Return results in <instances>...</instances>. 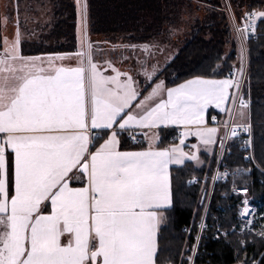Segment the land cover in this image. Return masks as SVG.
I'll use <instances>...</instances> for the list:
<instances>
[{
  "label": "snow or ice",
  "instance_id": "1",
  "mask_svg": "<svg viewBox=\"0 0 264 264\" xmlns=\"http://www.w3.org/2000/svg\"><path fill=\"white\" fill-rule=\"evenodd\" d=\"M19 4L14 19L2 20L14 29L0 37V264H165L159 235L175 206L172 166L203 165L201 148L227 151L225 141L237 134L232 117L247 119L248 101L240 94L246 42L257 20L264 27V0L260 8L244 0L224 5L239 45L238 68L222 79L195 75L171 87L162 78L169 65L151 56L163 48L159 41L142 46L149 55L138 59L135 76L112 60L101 66L87 28L86 0L76 4L75 65L63 63L66 53L24 54ZM213 106L229 117L223 137L219 125H208ZM162 126H178L179 142L158 144L154 130ZM242 127L250 131L251 124ZM133 133L147 137V146L121 150L122 140H136ZM188 137L198 143L186 144ZM230 175L225 169L220 178ZM239 217V229L221 226L215 238L238 230L236 264H264V252L246 255L249 238L264 245V227L253 224L246 195ZM200 228H207L204 218ZM201 239L199 233L193 237L181 264H196Z\"/></svg>",
  "mask_w": 264,
  "mask_h": 264
},
{
  "label": "trees",
  "instance_id": "2",
  "mask_svg": "<svg viewBox=\"0 0 264 264\" xmlns=\"http://www.w3.org/2000/svg\"><path fill=\"white\" fill-rule=\"evenodd\" d=\"M1 1V0H0ZM193 0H87L89 32L93 41L109 40L129 45L150 44L153 41L177 45L176 55L167 63L164 76L167 86H175L195 75H215L226 77L232 68H238L239 45L231 31V23L226 19L224 5L229 0H201L204 8L193 7ZM238 0H231L232 4ZM260 8L262 0H244ZM54 25L43 30L36 40L25 39L22 50L26 55L42 52L71 54L77 51V7L75 0H54ZM206 7V8H205ZM195 12L208 10L207 17H195ZM1 16V14H0ZM185 17L190 18L189 26L183 35L179 29ZM188 30V31H187ZM256 41L247 42L249 64L247 80L242 91L244 99L250 103V121L254 126L255 161L264 170V27L257 22ZM37 36V37H38ZM0 37L2 24L0 17ZM215 70V73H213ZM247 92V95L244 93ZM174 133L161 132L163 146L171 144ZM141 142V143H140ZM123 150L139 149L145 143L139 140L131 144L126 138L121 142ZM217 155L206 160L202 168L187 163L174 168L173 192L175 206L170 211L159 235V246L165 264H181L193 245V237L198 233L202 239L199 246V259L196 264H236L234 248L242 238L236 235L216 239V231L223 226L232 231L233 225L239 229L238 218L241 196L234 194V187H248L249 195L264 202V174L254 169V164L246 162L242 143L233 139L228 143L220 168L231 175L224 182H216L205 221L207 228L200 231L201 218L211 190L210 178L217 167ZM222 165V167H221ZM198 179L196 184H191ZM206 179V182L203 180ZM207 191L204 204L203 192ZM189 231L191 235H189ZM264 252V245H253L248 239L247 257ZM183 254V257H182Z\"/></svg>",
  "mask_w": 264,
  "mask_h": 264
},
{
  "label": "rangeland",
  "instance_id": "3",
  "mask_svg": "<svg viewBox=\"0 0 264 264\" xmlns=\"http://www.w3.org/2000/svg\"><path fill=\"white\" fill-rule=\"evenodd\" d=\"M75 2L77 3L76 0H75ZM86 3H87V0H86ZM191 3H192L193 7H198L199 9L202 7L204 8V6L201 5L202 4L201 0H193ZM53 4H54V0H20V4H19L20 17L19 18L21 21L24 22L23 30H24V38L25 39L32 40L35 38L34 40H36V38L38 39L39 36L43 35L42 34L43 30L44 31L50 30V28L53 27L54 22H55V20H54V18H55L54 11L55 10H54ZM15 10H16V0H1L0 1L1 24H2L3 17L5 15H11L14 19L15 18L14 17ZM195 11H197V9H194V14H196L195 17L196 16L198 18H205L204 16L207 17L208 10L203 9V10L199 11L198 13ZM77 14H78V10H77ZM189 19L190 18L185 17L184 20L182 21V23H180L181 24V27L179 29L180 35H183L184 32L186 31V29L189 28V26L185 25V23H187V21ZM257 22H259V20H257L256 23ZM87 24L89 27V20L87 21ZM3 27H9V29L11 30V28L14 29L15 25L13 23H9L7 26L2 25V29H3ZM150 44H148V45H150ZM162 44H163V48L158 52L157 58H158L159 54L162 53V57L159 59V61H164V63H165V62H167L166 57L169 60L174 54L177 53V45L175 44V42L169 43V44H165L162 42ZM98 47L102 48L101 46H98ZM246 47H247V43H246ZM154 53H156V51H154ZM248 61H249V58L247 59V64H246V72H245L246 80H247V69H248V64H249ZM239 63H240V59H239ZM236 79H240L239 75L236 76ZM245 83L242 84V89H241L242 91H243V88L245 86ZM242 91H241V95H242ZM249 104L250 103H248L247 108L244 109V111H246V113H247V119H241V117L238 114H236L235 116L232 117V122H234L235 125H238L239 129L243 128L242 125H244L245 123L251 124L250 132H251V137H252V131H254V126L252 125V123L250 121V105ZM228 120H229V117H228ZM245 120H247V122ZM234 137H236V136L230 135L228 142L230 143L234 139ZM252 140H253V137H252ZM251 162L253 163V161H251ZM222 171H224V170L221 169L220 166H217L215 168L214 174L210 178L211 190H210L209 197H208L207 204H206V208H205L206 211L204 212V217H203L204 219H205V215L207 213V209H208L209 204H210L213 188H214L216 182H218L219 180L221 181V179H222V178H220V173ZM216 174H219V178H218V180L214 181ZM197 182H198V179H193L191 181V184H196ZM203 182H206V179H204ZM234 194L236 196H241V200L245 195L248 197L249 206L254 208L253 217H252L253 224L256 225L257 229L259 227H264V202H259V200H255L253 197H251L249 195V192L246 194L245 193L237 194L234 191ZM201 198H202V194L200 195V199ZM241 200H240V206H239V211H238V218H239L240 222L242 223L241 218L239 217V212L241 209ZM200 225H201V223H200ZM249 227H252V226L249 225ZM200 231H201V228H200Z\"/></svg>",
  "mask_w": 264,
  "mask_h": 264
},
{
  "label": "crops",
  "instance_id": "4",
  "mask_svg": "<svg viewBox=\"0 0 264 264\" xmlns=\"http://www.w3.org/2000/svg\"><path fill=\"white\" fill-rule=\"evenodd\" d=\"M77 16H78V14H77ZM78 24H79V16H78V19H77V46H79L78 45V34H79ZM87 28H88V32H89L88 24H87ZM11 30H13V29L11 28ZM11 30L9 29V27H3L2 36L9 35L12 32ZM89 34H90V32H89ZM90 38L93 41L91 34H90ZM24 41H25V38H23V42ZM93 42H94V49H95V59L100 62L101 66H104V62L106 60H112L114 62V64H115V66L117 68H119L121 72H128L130 75H133V76H135L136 70L138 68V59H143L144 57L149 55L148 53L144 52L143 48H142V46L148 45V44H139V45L137 44V46H141V47L130 48V47H127L129 44H126V43H123V42H119V41L118 42H113V41H109V40H103V41H93ZM98 46H101L102 48H99ZM77 49H78V47H77ZM154 51L155 50L152 51L151 56L154 57L155 59L159 60L162 57V53H160L158 58H157L158 52L154 53ZM75 53L68 54V58L65 59L63 61V63L65 65H69V64L75 65V63H76ZM175 55L176 54H174L169 60L167 59V63ZM57 63H60V62L57 61ZM160 63H161V65L165 64L164 61H160ZM106 71L108 73H111V69H107ZM121 78L123 79V77H121ZM222 78H225V77H222ZM222 78H218V79H222ZM230 110H231V106H230ZM243 111H244V109H243ZM244 112H246V111H244ZM211 116H216V121L215 122L211 120V118H210ZM207 119H208V125L210 127L219 125V137H223V135L227 131V128H225V124L228 123V121H229L228 117L224 114V112L222 110L215 109L214 106L210 107L209 110H208ZM245 121L247 122V120H245ZM177 128H178V126H162L160 129L154 130V131H156V133L158 135L157 143L160 144V142H161V132L174 133L173 138H171V144L172 143H178L179 142L178 141L179 132L177 131ZM133 134H135L139 138V140L142 141V143H145V146H147V144L149 143V140H148L147 137H143L142 138L139 133H133ZM148 135L151 136L152 133L149 132ZM219 137H217V139H219ZM252 137H253V140H252V143H253L252 152H253L254 169H256L259 172L264 174V170L261 167H259V165L255 161V150H254V139H255V137H254V131H252ZM234 138L239 141V138L237 136L234 137ZM228 141H229V138L225 141L227 147H228V143H229ZM185 143L190 145V144H193V143H198V140L195 137H188L187 140L185 141ZM121 150H123L122 149V145H121ZM129 150H138V149H129ZM186 150H189V149H186ZM215 153H216L217 158H218V160H217V164L218 165L217 166H220V163L222 162V159H223V156H224L225 152H222V153L219 152V150L216 148L215 145L212 146L207 152H205V150L203 148H201V151H200L199 155H200L201 160L204 161L203 165H199L198 166V165L195 164V162H192V161H187L185 164L192 163L196 167L202 168V167H204L206 165V160L208 158L210 160H212V158H214ZM183 166L184 165H181V166L173 165L172 166V171H173L174 168H181ZM166 221L161 224V229L165 226Z\"/></svg>",
  "mask_w": 264,
  "mask_h": 264
},
{
  "label": "built area",
  "instance_id": "5",
  "mask_svg": "<svg viewBox=\"0 0 264 264\" xmlns=\"http://www.w3.org/2000/svg\"><path fill=\"white\" fill-rule=\"evenodd\" d=\"M256 29H257V23H256ZM256 39H257V36H256V33L254 32V33L251 34L250 38L247 41L252 40V41L255 42ZM245 72H246V67H245ZM241 89H242V85H241ZM227 131H228V129H227ZM235 131L237 133L235 136H237L239 138L240 143H242V150L244 151V159H245V161L246 162L253 161V153H252L253 143H252L251 132L250 131H246L244 128L239 129L238 125H236ZM130 141H131V144H137L139 142V139L136 136V140L135 141H133L131 139H130ZM218 178H219V174H216L214 181L218 180ZM221 181L224 182V179H221ZM241 194H243V193H241ZM249 207H250L251 211L254 210L253 207H251V206H249Z\"/></svg>",
  "mask_w": 264,
  "mask_h": 264
},
{
  "label": "water",
  "instance_id": "6",
  "mask_svg": "<svg viewBox=\"0 0 264 264\" xmlns=\"http://www.w3.org/2000/svg\"><path fill=\"white\" fill-rule=\"evenodd\" d=\"M205 197H207V191H204V192H203L202 200H201V203H202V204H204L205 201H206V198H205Z\"/></svg>",
  "mask_w": 264,
  "mask_h": 264
}]
</instances>
